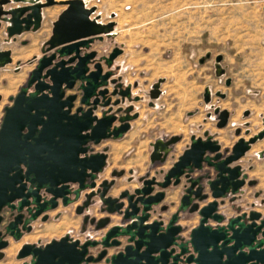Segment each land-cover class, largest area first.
Segmentation results:
<instances>
[{"label": "water", "instance_id": "water-1", "mask_svg": "<svg viewBox=\"0 0 264 264\" xmlns=\"http://www.w3.org/2000/svg\"><path fill=\"white\" fill-rule=\"evenodd\" d=\"M54 5L65 8L51 25L41 56L34 57L36 65L25 86L4 106L0 122V213L4 207L16 213L11 214L5 232H0V259L8 244L6 236L19 239L21 231L31 229L30 222L55 208L58 201L67 206L83 196L76 214H83L96 201L108 214L98 220L86 215L84 224L94 225L95 230L106 228L112 214L121 217L120 223L107 228L99 240L81 242L65 234L43 246L25 243L15 256L22 260L20 264H264L261 212L236 208V215L226 216L219 211L224 199L230 197L232 202L245 184H255L247 180L237 161L252 144L264 139V130L247 139L239 137L227 155L207 131L203 137L191 135L188 146L167 170L140 177L138 187L109 196L114 180L97 184L106 153L92 152V146L121 138L129 121L137 116L115 114L121 111L115 107L131 96L130 86L123 87L112 68L121 48L115 46L107 55L91 49L94 40L112 35L115 23L100 22L96 7L86 6L83 0H0V25L5 24L8 38L35 32L41 26L42 9ZM11 61V51L1 50L0 67ZM220 61L218 55L216 68ZM161 82L153 84L151 99L161 94ZM210 94L206 87L205 101ZM115 96L120 98L112 100ZM131 109L129 106L125 111ZM213 112L218 117L216 127H224L229 112L218 107ZM179 140V136H172L151 143L150 162H165ZM123 173L114 170L111 175L120 177ZM180 184L176 210L163 217L168 208L163 203L165 190ZM43 193L49 198L44 200ZM208 197L212 200L200 206ZM29 206H33V213ZM24 207L30 213L26 219ZM180 213L198 215V224L186 236L178 224ZM46 219L47 215L41 217V221ZM111 249L114 251L109 253Z\"/></svg>", "mask_w": 264, "mask_h": 264}, {"label": "rangeland", "instance_id": "rangeland-1", "mask_svg": "<svg viewBox=\"0 0 264 264\" xmlns=\"http://www.w3.org/2000/svg\"><path fill=\"white\" fill-rule=\"evenodd\" d=\"M84 2L88 7L95 6L96 11L102 13L103 21L110 19V13L115 14L112 18L117 22V34L103 36L102 41H96L95 47L100 54L112 45L123 47L120 57L124 67L121 70L123 83L132 85L134 81L138 82V89L133 91L141 97L138 103H134L140 117L132 122L133 129L129 133L135 136L127 137L131 138L130 143L122 150L118 149V161H115L114 154L110 155L101 178L110 179L112 170L126 171L132 158L143 154L142 148L145 155L150 153L149 142L155 139L180 137L172 146L168 156L171 158L189 144L190 135L203 137V132L207 131L219 143L222 154L227 155L239 137L247 139L264 130V0ZM53 13V9H45L44 26ZM50 34L51 31L43 28L8 38L5 24L1 23L0 51L10 50L12 61L0 67V114L3 106L10 103L8 97L25 86L36 65L34 57L41 56L40 47ZM104 42L107 43L105 47L100 44ZM206 54L209 57L206 58ZM216 55L221 56V61L216 68L217 76H214ZM158 78L166 79L161 87L163 93L152 101L155 108L150 110L148 90ZM226 80L230 81L229 85L225 84ZM205 87L211 91L207 101L203 98ZM215 107L229 112L222 128L216 127ZM245 111H248L246 116L243 115ZM236 129H239L238 135ZM108 144L111 149L115 146L113 142ZM138 149L140 151L135 154ZM263 151L264 139L257 140L237 161L247 174V180L256 183L252 186L245 184L234 201L230 202V197L224 199L219 211L226 216L235 213L236 208L248 211L253 202L254 208L264 216V203H260L264 200ZM259 152H263L261 157ZM127 180L126 176L116 178L110 192L116 194L121 187L131 188L134 183ZM256 192L260 193L257 198L254 197ZM87 214L99 215V202H94ZM193 214L186 213L185 217L190 219ZM81 218L82 215L75 214L73 206L62 208L58 217L50 213L45 222L36 221L32 232L20 242L10 240L11 246L3 250L0 264H20L15 255L24 242L45 244L67 233L80 235ZM90 233L99 237L98 232Z\"/></svg>", "mask_w": 264, "mask_h": 264}, {"label": "crops", "instance_id": "crops-1", "mask_svg": "<svg viewBox=\"0 0 264 264\" xmlns=\"http://www.w3.org/2000/svg\"><path fill=\"white\" fill-rule=\"evenodd\" d=\"M10 6H15V5H10ZM7 7H9V5L8 6H6V7H4V8H7ZM49 8H51V9H53V11L55 12V13H53L54 14V16H52V17H50V19H49V21H47L46 22V24H45V26H44V21H45V15H44V11H45V9H49ZM65 8V6H63V5H54V6H50V7H47V8H44V9H42V11H41V13H42V22H41V26H40V28L39 29H43V28H45L46 30L48 29L49 31H51V25H52V23L56 20V18H57V16L59 15V13L63 10ZM100 11L98 10V12L96 11V13L95 14H99L100 15V19H99V21L100 22H102V23H107V22H109V21H113L114 23H115V25H114V27H113V30H112V36H115L116 34H117V32H116V25H117V22H116V20L115 19H113L112 18V16L114 15L115 16V14L114 13H110L109 14V17H110V19L108 20V21H103V19H102V13L100 12ZM95 14L94 15H92V16H95ZM38 29V30H39ZM30 32H32V31H30ZM24 33H27V32H24ZM99 42V41H98ZM96 43V42H95ZM95 43L93 44V49H97L96 47H95ZM100 44H102L101 46H103V47H105L106 45H107V43H100ZM116 45H112L110 48H108L107 50H105L104 51V53L103 54H105V55H107L110 51H111V49L113 48V47H115ZM120 48V47H119ZM121 50H122V53H123V51H124V49H123V47L121 48ZM122 53L120 54V55H118L115 59H114V61H113V66H112V68H113V71H114V77H118V78H120V82L123 84V85H128V86H130V91H131V94L132 95H138L139 97H140V95L139 94H137V93H135L134 91H133V89H136L137 88V85H138V82H136V81H134L133 82V84L132 85H130V84H125V83H123V75L121 74V70H123V66H122V64H121V60H120V57L122 56ZM218 55H216L215 56V58L217 57ZM207 57H209V54H206V58ZM199 63L200 64H202L203 63V60H202V58H200L199 59ZM214 67H215V70H214V76H217V70H216V66L214 65ZM159 79H162V82H161V84H160V91H161V94L163 93L162 92V89H161V87H162V84L165 82V78H158L157 80H159ZM156 80V81H157ZM155 81V82H156ZM154 82V83H155ZM153 83V84H154ZM135 84H136V86H135ZM153 84L151 85V86H153ZM150 86V87H151ZM206 88V87H205ZM204 88V89H205ZM138 89V88H137ZM160 94V95H161ZM160 95H159V97H160ZM10 97L11 96H9L8 97V100H9V102H10ZM149 97V96H148ZM158 97V98H159ZM157 98V99H158ZM140 99H141V97H140ZM150 99V98H149ZM153 100H156V99H150V101H148L147 102V105H148V107H149V109L150 110H152V109H154L155 108V104H154V102H152ZM11 103V102H10ZM9 103V104H10ZM8 104V105H9ZM127 104V103H126ZM4 106H6V105H4ZM4 106H3V108H4ZM3 108H2V112H1V114H0V122H1V118H2V116H3ZM136 110H137V108H136ZM138 111V110H137ZM98 116L100 115V111H97V113H96ZM139 117H140V114H139V111H138V117L136 118V119H139ZM135 119V120H136ZM135 120H133V121H135ZM133 121H131L130 122V127H129V129H128V131L126 132V133H124L123 134V136L121 137V138H119V139H107V140H104V141H102L101 142V144L99 145L100 147H98V148H96L95 150H97V151H99V150H101L102 148H106L107 150H106V154H107V163H108V160H109V157H110V155H112V154H114V157H115V161H118L119 160V158H120V155L118 154V149L120 148L121 150L124 148V147H126L130 142L129 141H131V138H127V137H129L130 135H134V134H129L131 131H132V129H133V126H132V122ZM192 135H194V134H192ZM135 136V135H134ZM191 136V135H190ZM195 136H197V135H195ZM159 139H161V138H159ZM155 140H157V139H155ZM154 140V141H155ZM153 141V142H154ZM111 142H113V143H115V146H114V148L113 149H111V147H110V145L108 144V143H111ZM153 142H149V146H150V144L151 143H153ZM189 142H190V137H189ZM188 146V143L187 144H185L183 147H182V149L179 151V152H177V153H175L174 155H173V157H171V158H168V159H166V161L165 162H163V163H160V162H155V163H151L150 162V158H149V156H150V153H148V154H144V149L142 148V150H143V154H136L137 152H139L140 151V149H138L136 152H135V157H133L132 158V160H131V163H130V166H128L127 168H126V171L125 170H123L124 171V174H123V177H125L126 176V178L127 179H129V178H131L132 179V181H133V183L134 184H132V186H131V188L130 189H133V188H136V187H138L139 186V184L136 182V180L138 179V178H140V177H146V176H148V177H150V176H152L153 174H154V172L156 171V170H167L170 166H171V164L177 159V157L182 153V151L186 148ZM129 147V146H128ZM136 147H138V145L136 146ZM151 147V146H150ZM112 150H114V152L112 153ZM151 152V151H150ZM118 154V155H117ZM107 163H106V165H107ZM243 172H244V170H243ZM198 173H195L194 174V176H196ZM120 178H122V176L121 177H117V179H120ZM116 179V178H115ZM253 181H255V180H253ZM256 183V182H255ZM255 185V184H254ZM252 186V185H251ZM123 189H126V187H121V188H119L118 190H117V193L116 194H112L111 192H110V194L111 195H113V196H116L121 190H123ZM165 192H166V194H165V198H164V201L163 202H165V203H168V204H170V207H169V210H168V212L166 213V214H168V215H170L172 212H174L175 211V209H176V207H177V205H178V200H179V197H180V195H181V193H182V186H181V184L180 185H178V186H176V187H170V188H167L166 190H165ZM241 192H242V189H241ZM240 192V193H241ZM259 192H256L255 194H254V197L255 198H257L258 196H259ZM212 199H211V197H208V199L205 201V202H202V203H200V206H202L203 204H205V203H207V202H209V201H211ZM81 201H79V202H77V203H75V204H73L72 206L73 207H75L77 204H79ZM260 203L261 204H263L264 203V200L262 199V200H260ZM254 206H255V203L253 202V203H251V209H249V210H256L255 208H254ZM63 207L62 206H59L55 211H52V212H50V213H53L54 215H55V217H57V215H58V211H60L61 209H62ZM248 210V211H249ZM88 211V210H87ZM87 211L85 212L86 214H87ZM243 211H245L244 209H240V212H243ZM248 211H246V212H248ZM256 211H258V210H256ZM185 214L186 213H180V218H179V220H178V224H180L182 227H183V229H184V232L182 233V235L184 236V233L186 232H188L192 227H194V226H196L197 224H198V215L197 214H193L191 217H190V219L189 218H187V217H185ZM237 214V211L235 212V213H232L230 216H234V215H236ZM107 214L105 213V212H103V213H100L99 212V215H97V214H94V217L95 218H101V217H103V216H106ZM77 216H79V215H77ZM153 218H154V216H153ZM117 222L115 221V222H113V223H110L108 226H107V228H109L110 226H113L114 224H116ZM90 227H92V226H90V225H88L86 228H85V230H83V215H82V218H81V230H80V235L78 234V235H70L71 237H73V238H78V239H80L81 241H83V240H85L86 238H93V236L91 235V233H90V231H92V230H90ZM107 228H105L103 231H105V230H107ZM92 229V228H91ZM70 233V232H69ZM111 252H113L112 250H110L109 251V253H111Z\"/></svg>", "mask_w": 264, "mask_h": 264}, {"label": "flooded vegetation", "instance_id": "flooded-vegetation-1", "mask_svg": "<svg viewBox=\"0 0 264 264\" xmlns=\"http://www.w3.org/2000/svg\"><path fill=\"white\" fill-rule=\"evenodd\" d=\"M27 32H30V31H27ZM96 41H98V40H94V42L92 43V45H91V49H93L92 47H93V44L96 42ZM45 43V42H44ZM44 43L42 44V45H44ZM23 44H26L25 42H23ZM42 45H41V47H42ZM41 47H40V50H41ZM93 50H97L98 52H99V50L98 49H93ZM100 54V53H99ZM47 55H49V53H47ZM27 82V81H26ZM120 82V81H119ZM122 86L123 87H125L126 85H123L122 84ZM135 86H136V84H135ZM151 88H152V86L150 87V89L148 90V96H149V93H150V90H151ZM130 93H131V91H130ZM120 97L119 96H115V97H113L112 98V100H116V99H119ZM150 98V97H149ZM151 99V98H150ZM141 99H140V97L138 96V95H132L131 94V96H130V99H124L123 101H121V103H119V105H117L115 108H121V111H119V112H117V113H115L116 114V116H118V117H120V116H126V115H134V114H136L137 116L135 117V118H133L132 120H130L129 121V127H130V122L131 121H133V120H135L137 117H138V111L136 110V107H135V105H134V103H138L139 101H140ZM127 103V104H126ZM129 106H131L132 107V109H131V111H129L128 113L125 111L126 110V108H128ZM97 111H100L99 109L97 110ZM97 111H96V113H97ZM101 112V111H100ZM217 119H218V117H217V115H216V122H217ZM115 125H118V122H116V123H114ZM128 131V130H127ZM126 131V132H127ZM125 132V133H126ZM174 136H176V135H174ZM172 137V136H171ZM170 138V137H169ZM168 138V139H169ZM213 138V137H212ZM105 140H107V139H105ZM163 140V139H162ZM167 140V139H166ZM102 141H104V140H102ZM101 141V142H102ZM101 142L98 144V145H96V146H92V148H93V151L92 152H105L106 153V148H102L101 150H99V151H97V150H95L96 148H97V146H99L100 144H101ZM176 144V143H175ZM105 150V151H104ZM106 161H107V154H106ZM107 163V162H106ZM105 167H106V164H105V166H104V168L102 169V171L98 174V179H97V184H99L102 180H107V181H111V180H114V184L110 187V189H109V191H108V195L109 196H111V197H117L119 194H120V192L121 191H123V190H125V189H123V190H121L116 196H113V195H111L110 194V191L112 190V188H113V186L115 185V178H117V177H113L112 175H110V179H106V178H101V173H103V171H104V169H105ZM112 171H114V170H112ZM112 171H111V173H112ZM116 171H120V170H116ZM110 173V174H111ZM124 174V173H123ZM123 176V175H122ZM121 177V176H120ZM119 178V177H118ZM128 181V180H127ZM130 181H132V179L130 180ZM130 181H128V182H130ZM126 189H130V188H126ZM134 189V188H133ZM86 192H88V191H86ZM43 195V197H44V200H46V199H48L49 198V195H47V194H42ZM83 200H84V198H83V196L78 200V201H76V202H74V203H72V204H69V205H67V206H63L62 204H61V202L60 201H58V204H57V206L55 207V208H53V209H50V210H47V211H45L44 213H42L41 215H39L34 221H32V222H30L29 223V225L31 226V229L29 230V231H21V235H20V237H19V239H13L12 237H10V236H6V240L8 241V244H7V246L4 248V249H2L1 251L3 252V250H5V249H7V248H9L10 246H11V239L13 240V242H15V243H18V242H20L21 240H22V238L25 236V235H28V234H30L31 232H32V230H33V224L36 222V221H41V217L42 216H44V215H47V219L49 218V214H50V212H52V211H55L59 206H62L63 208H66V207H68V206H72L73 204H75V203H77V202H79V201H81L79 204H77L75 207H74V212H75V208L78 206V205H80V204H82V202H83ZM125 202V201H124ZM164 204H167V206H168V208H167V211L166 212H163L162 213V216L163 217H169L170 215H168V214H166L167 212H168V210H169V207H170V204H168V203H165V202H163ZM94 203H92V204H90V206H92ZM89 206V207H90ZM30 208H31V210H32V213L34 212V209H32V207L33 206H29ZM88 207V208H89ZM88 208L84 211V213L83 214H81V215H83V218H84V216H86V215H88V214H86L85 212L88 210ZM101 205L99 204V212L100 213H103L104 211H101ZM27 209V207H24L23 208V210H22V213H23V218L24 219H26V218H28V217H30V213H28V211L26 210ZM176 210V209H175ZM173 213V212H172ZM11 214H16L15 213V211H11L9 208H6V207H4L3 209H2V211H1V213H0V215L2 216V219H1V222H0V232L1 233H4L5 232V230H4V228H5V225H7V223L9 222V220L11 219ZM76 214V213H75ZM107 214V213H106ZM76 215H78V214H76ZM89 216V215H88ZM106 216H108V214L106 215ZM110 216V218H111V222L110 223H113V222H117L116 224H118V223H120V221H121V217L120 216H118L117 214H112V215H109ZM57 217H58V215H57ZM90 218H95L94 216H89ZM103 217H105V216H103ZM103 217H101V218H103ZM114 218H116V220L114 221ZM46 219V220H47ZM96 220H98V219H100V218H95ZM45 220V221H46ZM45 221H41V222H45ZM109 223V224H110ZM108 224V225H109ZM88 225H90V226H92V231L93 232H98L99 233V237H93V238H90V239H95V240H99L100 239V237H101V235L103 234V232H105V231H103L105 228H102V229H99V230H95V228H94V225H91V224H89L88 222L86 223V224H84L83 223V230H85V228L88 226ZM115 225V224H114ZM107 228V227H106ZM68 234V233H67ZM69 235V234H68ZM70 236V235H69ZM71 237V236H70ZM61 238V237H60ZM71 238H73V237H71ZM59 239V238H58ZM58 239H56V240H58ZM73 239H78V238H73ZM87 239V238H86ZM53 240V239H52ZM80 240V239H79ZM81 241V240H80ZM84 241V240H83ZM49 242V241H48ZM48 242H46V243H48ZM82 242V241H81ZM25 243H30V242H24V243H22L21 244V246L23 245V244H25ZM45 243V244H46ZM30 244H35V245H40V246H43V245H45V244H40V243H30ZM20 246V247H21ZM20 247H19V249H20ZM18 249V250H19ZM17 250V251H18ZM112 251H114V249H111ZM17 251H16V253H17ZM110 251V250H109ZM3 256H4V254H3ZM16 256V255H15ZM1 260V259H0ZM17 260V259H16ZM21 262H22V260H20Z\"/></svg>", "mask_w": 264, "mask_h": 264}, {"label": "bare ground", "instance_id": "bare-ground-1", "mask_svg": "<svg viewBox=\"0 0 264 264\" xmlns=\"http://www.w3.org/2000/svg\"><path fill=\"white\" fill-rule=\"evenodd\" d=\"M57 1H59V0H57ZM83 2H84V0H83Z\"/></svg>", "mask_w": 264, "mask_h": 264}, {"label": "built area", "instance_id": "built-area-1", "mask_svg": "<svg viewBox=\"0 0 264 264\" xmlns=\"http://www.w3.org/2000/svg\"><path fill=\"white\" fill-rule=\"evenodd\" d=\"M84 4L86 5V3L84 2Z\"/></svg>", "mask_w": 264, "mask_h": 264}]
</instances>
